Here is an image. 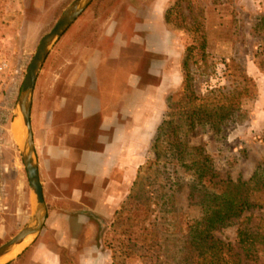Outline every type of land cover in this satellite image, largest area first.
Masks as SVG:
<instances>
[{"label": "rangeland", "instance_id": "374dc122", "mask_svg": "<svg viewBox=\"0 0 264 264\" xmlns=\"http://www.w3.org/2000/svg\"><path fill=\"white\" fill-rule=\"evenodd\" d=\"M71 1L0 0V61L8 65L0 100V245L21 229L33 206L14 136L19 128L13 116L15 104L37 44ZM168 9L170 23L164 20ZM200 33L205 39L203 50L197 42ZM189 45L194 47L189 73L198 96L239 89L241 74L250 79L249 87L254 85L251 95L240 99V119L230 121L219 133L207 125L184 133L189 145L203 148L213 176L201 184L194 182L192 172L165 150L163 138L159 146L163 156L141 178L153 211L149 218L128 216L126 211L115 214L126 202L134 174L124 180L123 199L110 219L95 215L89 225L67 227L76 240L63 242L47 237L55 226L49 223L7 264L24 262L36 242L52 244L60 264H183L182 242L179 236H171L178 225L166 213L167 200L183 214L184 229L187 221L201 216L202 184L212 188L227 181H248L264 165V0H93L48 53L35 82L30 111L34 139L40 140L41 123L50 122L55 109L59 110L55 124L65 138L79 121L84 97L83 87L72 80L95 72L98 66L99 72L120 78L122 121L124 128H130L124 134H132L128 146H138L139 166L154 161L152 143L158 126L169 115L180 124L179 113L187 109L176 100L182 97L181 65ZM174 94L178 95L169 107L168 98ZM79 143L83 146V138ZM71 163L68 168L73 170ZM129 166L124 162V169ZM42 170L48 184L45 165ZM91 198L84 195L81 202L94 204ZM250 201L254 206L215 229L214 237L237 248L238 229H264L262 194L251 196ZM245 264H264V245L258 248L257 259Z\"/></svg>", "mask_w": 264, "mask_h": 264}, {"label": "crops", "instance_id": "0c3cea01", "mask_svg": "<svg viewBox=\"0 0 264 264\" xmlns=\"http://www.w3.org/2000/svg\"><path fill=\"white\" fill-rule=\"evenodd\" d=\"M96 68L95 72H84L72 80L76 86L83 87L84 97L79 121L67 131L65 138L60 134L61 126L55 124L58 109L51 114L50 122L41 123L40 140L33 136L47 209L44 226L55 225L47 237L55 236L58 242L76 240L75 233L67 227L89 225L95 215L110 219L123 199L124 180L136 175L139 167L138 146L130 143L128 146L132 134H124V129L130 128H124L122 121L120 78ZM71 161L73 170L68 168ZM124 162L130 164L129 168L124 169ZM44 165L48 184L43 180ZM73 175L78 182H72ZM83 186H90V190ZM84 195L93 197L89 201L94 204L84 205L81 202ZM70 204L75 207L68 208ZM50 245L36 242L29 248L24 262L13 263L60 264L59 253Z\"/></svg>", "mask_w": 264, "mask_h": 264}, {"label": "trees", "instance_id": "16d2710c", "mask_svg": "<svg viewBox=\"0 0 264 264\" xmlns=\"http://www.w3.org/2000/svg\"><path fill=\"white\" fill-rule=\"evenodd\" d=\"M170 12L171 9H168L165 13L164 20L166 23H170ZM197 42L199 49L203 50L205 39L202 33L198 35ZM193 50V46H186L181 65L184 72L182 97L180 100H176V103L187 107L184 112L179 113V115H183V120L180 124L176 123L173 117L169 115L158 126L152 143L155 159L138 167L126 202L116 211V216L125 211L128 216L131 214L143 216L142 218L151 216L153 211L150 209V198L143 191L144 185L141 178L142 174L150 171L163 156L160 154L162 149L159 148L162 146L163 138L167 139L165 150L170 152V157L176 159L178 164L192 172L193 181H198L201 184L204 178L213 176L210 159L204 154L201 146L189 145L184 133L191 132L198 126L206 125L213 132L219 133L227 123L240 119L243 115L240 99L251 95L250 89L254 85L248 86L250 79L241 74V87L239 89L228 92L211 91L205 96H198L192 88L188 65L189 60L192 59ZM228 68L234 71V67L231 65H228ZM177 95L169 96V107L175 102ZM173 108H178V106ZM179 118L180 116L178 120L181 119ZM201 191L204 197L201 216L187 221L184 229H182L183 214L173 203H169V200L166 203L169 207L166 213L170 214L173 223L178 225L177 231L171 233V236H179L182 242L180 261L183 264H245L247 261L256 260L258 248L264 245V229H238L237 248L214 237L213 231L230 220L240 217L245 211L253 207L255 203L250 201L251 196L262 194L264 199V165L257 168L248 181H227L223 182L221 186L214 185L212 188L202 184ZM115 223L116 221H113L112 226ZM193 253H195V259L191 258Z\"/></svg>", "mask_w": 264, "mask_h": 264}, {"label": "water", "instance_id": "95a60500", "mask_svg": "<svg viewBox=\"0 0 264 264\" xmlns=\"http://www.w3.org/2000/svg\"><path fill=\"white\" fill-rule=\"evenodd\" d=\"M92 1L72 0L64 8L54 26L42 36L37 44L20 87L13 114L14 120L19 124V128L17 132L14 131V136L26 173L29 191L33 197V206L28 220L21 229L0 245V264H7L14 260L26 247L33 243L44 226L47 209L43 198L42 184L39 179L30 115L33 90L38 73L52 46ZM6 256L8 257L3 259Z\"/></svg>", "mask_w": 264, "mask_h": 264}, {"label": "built area", "instance_id": "2783aa9c", "mask_svg": "<svg viewBox=\"0 0 264 264\" xmlns=\"http://www.w3.org/2000/svg\"><path fill=\"white\" fill-rule=\"evenodd\" d=\"M7 68V63L5 61H0V100L4 91V84L7 76Z\"/></svg>", "mask_w": 264, "mask_h": 264}, {"label": "bare ground", "instance_id": "6f19581e", "mask_svg": "<svg viewBox=\"0 0 264 264\" xmlns=\"http://www.w3.org/2000/svg\"><path fill=\"white\" fill-rule=\"evenodd\" d=\"M12 254H14V252H12ZM12 254H9V255H12ZM9 255H8V256H9ZM8 256L4 257L3 259L7 258ZM1 261H2V260H1Z\"/></svg>", "mask_w": 264, "mask_h": 264}]
</instances>
